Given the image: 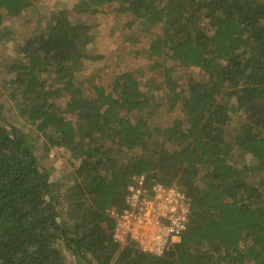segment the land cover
Here are the masks:
<instances>
[{"label":"trees","instance_id":"16d2710c","mask_svg":"<svg viewBox=\"0 0 264 264\" xmlns=\"http://www.w3.org/2000/svg\"><path fill=\"white\" fill-rule=\"evenodd\" d=\"M33 2L0 0V8L17 17ZM114 2L130 24L160 27L150 54L200 77L175 91L167 67L163 81L181 116L148 129L141 114L150 96L132 71L83 95L73 75L86 57L84 25L64 11L18 44L10 96L78 165L59 196L26 133L0 124V264H65L61 244L76 264H264V0H78L72 9L94 14ZM1 30L0 43L11 32ZM138 174L176 184L190 200L187 229L160 255L112 240L106 209L123 206Z\"/></svg>","mask_w":264,"mask_h":264},{"label":"rangeland","instance_id":"374dc122","mask_svg":"<svg viewBox=\"0 0 264 264\" xmlns=\"http://www.w3.org/2000/svg\"><path fill=\"white\" fill-rule=\"evenodd\" d=\"M33 3L31 8L17 17H9L0 8V33L2 27L11 29L10 36L7 35L0 43V124L7 127L13 125L26 133L39 163L49 169L51 181L57 186L58 190L55 186L54 188L60 196L66 186L76 181L75 167L78 162L73 161L64 148L48 145L45 135L38 132L34 124L26 121L18 112L19 99H12L10 96L17 91L8 81L12 74L7 70L8 62L17 59L18 44L40 33L50 17L64 11L72 24L84 25L80 43L81 52L86 57L82 61V67L73 75L83 95L93 94L92 84L103 86L108 91L119 72L132 71L140 88L150 96V105L141 114L148 129L167 125L181 116L179 102L173 98L174 93L170 92L166 81H163L166 68L175 67L171 75L175 91L188 78H199L200 72L194 67L177 66L175 61L163 53L150 54L149 43L161 33L160 27H149L138 20L130 24L133 20L130 13L115 11L119 2L104 4L94 14L89 11H74L72 8L78 0H34ZM64 101L65 98L59 99L58 104L62 106ZM67 117L74 119L71 114ZM232 120L233 124L238 123L236 115L232 116ZM117 160H122V157L118 156ZM254 179L255 176L249 181L254 182ZM60 247L65 264H76L75 257L69 254L64 244Z\"/></svg>","mask_w":264,"mask_h":264},{"label":"built area","instance_id":"2783aa9c","mask_svg":"<svg viewBox=\"0 0 264 264\" xmlns=\"http://www.w3.org/2000/svg\"><path fill=\"white\" fill-rule=\"evenodd\" d=\"M106 214L114 221V242H131L143 252L160 255L187 229L190 200L178 185L148 183L145 174H138L127 186L123 206H111Z\"/></svg>","mask_w":264,"mask_h":264}]
</instances>
